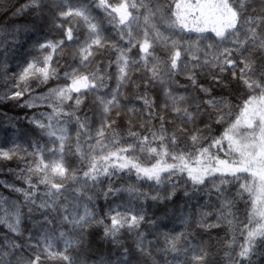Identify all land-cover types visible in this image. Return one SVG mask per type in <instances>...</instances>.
<instances>
[{
  "label": "snow or ice",
  "instance_id": "6c2138e0",
  "mask_svg": "<svg viewBox=\"0 0 264 264\" xmlns=\"http://www.w3.org/2000/svg\"><path fill=\"white\" fill-rule=\"evenodd\" d=\"M0 110V264H264V0H0Z\"/></svg>",
  "mask_w": 264,
  "mask_h": 264
},
{
  "label": "trees",
  "instance_id": "16d2710c",
  "mask_svg": "<svg viewBox=\"0 0 264 264\" xmlns=\"http://www.w3.org/2000/svg\"><path fill=\"white\" fill-rule=\"evenodd\" d=\"M26 47H27V45H26ZM0 111H3V110H0ZM9 115H14V113L9 112ZM20 115L22 116L23 113H21ZM20 143L22 145H24V142L23 141H21ZM24 146H26V145H24ZM2 178L3 177H0V179H2ZM0 195H7V192L6 191H3V190H0ZM168 226H169V228L176 229L177 232H179L180 230H182L180 221L178 219H173L171 222H169ZM96 252H97V249L94 246L93 249L87 254V258L89 259V264H92V259L95 257Z\"/></svg>",
  "mask_w": 264,
  "mask_h": 264
}]
</instances>
